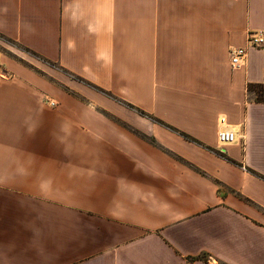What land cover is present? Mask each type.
<instances>
[{"label":"crops","instance_id":"0c3cea01","mask_svg":"<svg viewBox=\"0 0 264 264\" xmlns=\"http://www.w3.org/2000/svg\"><path fill=\"white\" fill-rule=\"evenodd\" d=\"M252 31L264 0H0V46L57 66L0 57V264H264Z\"/></svg>","mask_w":264,"mask_h":264},{"label":"rangeland","instance_id":"374dc122","mask_svg":"<svg viewBox=\"0 0 264 264\" xmlns=\"http://www.w3.org/2000/svg\"><path fill=\"white\" fill-rule=\"evenodd\" d=\"M2 43L4 45L0 46V57L2 56V54H4L15 63V66L20 68L23 67L25 69H28L29 71L40 72L46 77L49 83L52 84L55 82L54 74L57 70V66L55 64L47 62L45 59L38 57L37 55L33 54L28 50L20 48L13 42H9L6 39H4ZM80 82L83 81L80 80ZM83 84H85L86 88H88L89 90L97 92V94L104 96V98L108 99L109 101L120 102L121 104H125V102L121 101V99L110 95L102 89L90 85L88 81L83 82ZM46 102L50 107H55L57 105L53 97H48L46 99Z\"/></svg>","mask_w":264,"mask_h":264},{"label":"built area","instance_id":"2783aa9c","mask_svg":"<svg viewBox=\"0 0 264 264\" xmlns=\"http://www.w3.org/2000/svg\"><path fill=\"white\" fill-rule=\"evenodd\" d=\"M245 46L231 47L228 52V61L232 70L243 68L245 66L248 50L257 49L264 50V32L252 31L247 35ZM217 144L221 148H225L241 142L242 136L238 130L229 125L223 116L217 120Z\"/></svg>","mask_w":264,"mask_h":264},{"label":"trees","instance_id":"16d2710c","mask_svg":"<svg viewBox=\"0 0 264 264\" xmlns=\"http://www.w3.org/2000/svg\"><path fill=\"white\" fill-rule=\"evenodd\" d=\"M248 91L254 94L255 101H257L258 103H264V82L260 85H248Z\"/></svg>","mask_w":264,"mask_h":264}]
</instances>
